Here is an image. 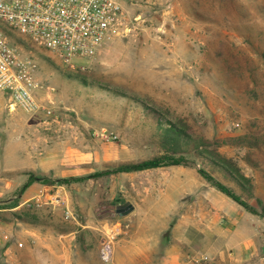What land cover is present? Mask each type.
Here are the masks:
<instances>
[{
  "label": "rangeland",
  "instance_id": "rangeland-1",
  "mask_svg": "<svg viewBox=\"0 0 264 264\" xmlns=\"http://www.w3.org/2000/svg\"><path fill=\"white\" fill-rule=\"evenodd\" d=\"M126 10L124 28L82 66L37 49L40 96L74 124L66 138L51 141L36 132L38 116L0 107V208L20 203L0 211V264H162L175 251L186 255L182 263L264 264V0H127ZM169 127L186 138L167 141ZM213 153L249 182L234 179ZM163 156L186 163L114 172ZM32 174L81 181H38L21 195ZM203 184L215 206L209 236L225 246L212 256L200 231H189L190 246L171 242L179 204L194 203L199 220ZM127 202L134 210L121 216L117 207ZM27 213L38 223L21 221ZM109 242L114 257L105 261Z\"/></svg>",
  "mask_w": 264,
  "mask_h": 264
},
{
  "label": "built area",
  "instance_id": "built-area-1",
  "mask_svg": "<svg viewBox=\"0 0 264 264\" xmlns=\"http://www.w3.org/2000/svg\"><path fill=\"white\" fill-rule=\"evenodd\" d=\"M127 0H0V107L10 114L38 116L36 132L62 140L74 128L40 96L37 49L70 68L95 58L108 36L128 22ZM49 136V137H48ZM1 234V231H0ZM102 257H114L111 242Z\"/></svg>",
  "mask_w": 264,
  "mask_h": 264
},
{
  "label": "trees",
  "instance_id": "trees-1",
  "mask_svg": "<svg viewBox=\"0 0 264 264\" xmlns=\"http://www.w3.org/2000/svg\"><path fill=\"white\" fill-rule=\"evenodd\" d=\"M166 132L164 133L165 139L167 141H170L173 139L174 136L177 137V140L181 142V140L185 139L186 136L183 132H179L172 127L166 128ZM206 148V147H205ZM208 153H210L209 150H207ZM217 157L218 159L216 160ZM213 160L216 162L217 165L224 168L230 175L234 177L236 180H244L249 182L240 172L239 168L235 163H233L232 160L227 159L223 157L222 155L218 153H213ZM186 161L183 158L177 159L172 156H163L154 158L152 160L143 161L141 163L137 164H126L122 165L116 170H114L115 173H131V172H141V171H147L152 169H157L165 166H183L185 165ZM199 174L205 179L210 185H212L214 188H216L219 192L223 193L224 195L231 198L233 201L241 205L243 208H245L248 212H251L253 214H256L255 210H253L247 203H245L240 197L235 195V193L226 185L218 181L216 178H214L210 173H208L205 170H199ZM43 183L44 185L51 186V185H65L69 184L71 181H81V178H71V179H59L56 181H50L46 178H37L33 174L30 175V178L28 182L24 185L22 190L20 191V194L22 195L31 185H33L35 182ZM19 200H10V202L6 203V208H0V210L5 209H15L19 206ZM20 220L28 223V224H37L38 223V216L36 214H22L19 216Z\"/></svg>",
  "mask_w": 264,
  "mask_h": 264
},
{
  "label": "crops",
  "instance_id": "crops-1",
  "mask_svg": "<svg viewBox=\"0 0 264 264\" xmlns=\"http://www.w3.org/2000/svg\"><path fill=\"white\" fill-rule=\"evenodd\" d=\"M67 162H69V160H67ZM70 170H66L64 173H69ZM186 175V174H185ZM184 176H179L180 179H184ZM180 181V180H179ZM34 187V185H31L29 188ZM185 187V186H184ZM202 189V193H203V199L200 198V206L201 207V212H202V216L200 215L199 220L197 219V209L195 208V204L194 203H189V204H179V217L176 221V223L173 225V234L174 237L171 239L172 244H177V245H185L187 244L188 246L192 245L191 243V239L190 237H188V233L190 230L196 232V231H200L201 233L204 234L205 236V242L203 241L202 244H204L205 247V255H215L218 254L221 250L224 249L225 246L223 245H218L217 241H214L209 235V231L210 229L213 227L212 224L209 222V220L211 219V215H210V209H214L215 206L213 203L210 202L209 199H207V196L205 194V190L208 189L206 185H201L199 186ZM196 188H194V191ZM192 189H190L191 191ZM184 191V189H183ZM184 196H190L192 195V192L188 193V191H184ZM195 193V192H194ZM201 193V194H202ZM183 196V194H182ZM184 198V197H183ZM197 199V198H195ZM198 203V202H197ZM1 211V210H0ZM1 227H5L2 226L0 224ZM133 244V243H132ZM241 243L238 244H227L226 246L231 248V247H235L238 246ZM196 246V244L194 245V247ZM196 249H194L195 254H197V251H195ZM136 254H132V262H134V260H136L134 257ZM202 255V254H201ZM143 257V256H142ZM186 255H182L181 251H175L173 254L170 255H163L161 257V259H159V261H162V264H192V259L190 261H184V263H182L183 260H185ZM134 259V260H133ZM143 259V258H142ZM148 262V260H147ZM166 262V263H165ZM136 264V263H135Z\"/></svg>",
  "mask_w": 264,
  "mask_h": 264
},
{
  "label": "water",
  "instance_id": "water-1",
  "mask_svg": "<svg viewBox=\"0 0 264 264\" xmlns=\"http://www.w3.org/2000/svg\"><path fill=\"white\" fill-rule=\"evenodd\" d=\"M134 210L133 205L130 202H127L125 204L119 205L117 207V212L121 215V216H127L128 214H130L132 211Z\"/></svg>",
  "mask_w": 264,
  "mask_h": 264
}]
</instances>
